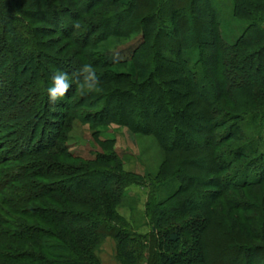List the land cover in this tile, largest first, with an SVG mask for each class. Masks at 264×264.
Returning <instances> with one entry per match:
<instances>
[{
	"label": "rangeland",
	"instance_id": "374dc122",
	"mask_svg": "<svg viewBox=\"0 0 264 264\" xmlns=\"http://www.w3.org/2000/svg\"><path fill=\"white\" fill-rule=\"evenodd\" d=\"M79 1L85 4L87 0ZM127 1L103 0V5L84 12L80 10L81 6L73 7L78 0H0V223L2 220L13 223L12 228L8 227L11 233L16 231L25 238L30 237L27 243L16 242V234L0 240V255H14L15 251L26 247L29 252L34 250L47 257L45 251L29 244L30 240L36 241L39 233L33 230L24 232L15 227H49L41 217L43 209H52L53 217L57 216L55 211L63 212L71 207L78 212H93V205L89 202L93 199L95 205L100 206V211L91 215L103 222L105 233L90 241H78L87 250L84 260L88 264H168L164 258L182 255L191 247L202 250V264H235V255H239L236 250L238 245L259 250L264 247V241L259 243L250 236L251 230L256 229L264 239V184L225 189L223 184L227 175L219 176L216 172L218 165L211 164L205 157L195 154L186 156L183 150L167 153L153 134L133 133L115 121L97 119L102 109H119L120 102L126 99L123 96L127 90L134 86H149L148 76L158 66L156 54L160 42L174 47L169 36H162L159 44L155 41L158 28L162 27L163 33H166L170 24L162 20L159 14L151 21V29L146 34L145 28L123 34L127 30V25L123 24L120 36L116 34L105 41H98L100 29L96 30V26H100L104 20H108L109 24L106 23L111 26L115 22L111 19L120 15L119 5ZM203 1L194 4L192 10L206 14L214 9L220 48L226 50L225 53L235 52L236 64L227 70L226 79L235 84H249L250 81L254 84L260 75L249 74L253 71L249 63L254 64V60L258 62V57L252 56L248 62H244L241 55H252L254 52L235 51L233 47L249 22L260 20L258 24L264 27V10H253L250 18L236 17L235 0H210V4L206 5ZM121 17L122 21L126 18L128 24L135 20L133 17L129 20L124 15ZM168 35L178 38L173 33ZM103 51L113 63L104 62L100 66L102 64L99 62L96 65V56ZM161 55L170 61H179L178 55L165 51ZM174 62L172 66L181 70L182 67L175 66ZM85 64L91 65L99 78L95 90L88 89L83 83L81 69ZM200 68L199 64H194L188 69L198 76L201 83L198 91L208 97L213 96L214 92L209 86L216 82L203 74ZM58 70L69 75L73 86L61 101L52 105L48 102L46 90ZM163 88L181 91L177 85ZM253 90L257 92L260 88L256 86ZM237 94L240 96L241 93ZM103 96L108 97L106 104H103ZM224 105L225 102L215 103L212 107L213 121L222 117L217 109L230 110ZM125 111L136 113L133 106H126ZM145 123L148 125L149 121ZM235 125L237 130L246 127V136L258 135L264 142V127L257 128L253 123L245 125L244 121ZM223 127L214 131L217 136L214 149L219 156L223 152L231 154L234 147L237 150L244 145L242 141H228L225 138L224 142L221 141L229 125ZM50 134L53 141L66 150L63 151L64 155H58L49 142L43 147L49 145L51 148L36 153L41 137ZM191 136L201 139L195 132ZM197 143L201 144V140ZM184 145L187 146V143ZM67 152L80 157L82 161H72ZM251 158L249 156L236 162L235 169L229 172L232 178L236 179L242 167L248 170L249 177L257 174L258 163ZM97 159L111 161L110 164L94 163ZM33 162L49 165L47 168H51L50 172L54 170L56 162L60 166L76 167L77 171L80 168L86 172L101 169L111 178L109 189H106L113 193L114 199L108 202L100 191L96 194H76L78 200L76 196L73 200L56 196L59 204L52 201L54 196L26 199V189L32 195L39 185L50 187L53 183L43 178L44 171L42 173L37 167L33 169ZM183 172L191 176L193 182L190 187L184 180ZM215 182L221 187L216 188ZM198 217L202 219H194ZM99 222L96 225L99 226ZM2 227L0 232L5 230ZM199 227H202L201 236L198 240L193 239L194 229ZM188 228H192V233ZM239 228L247 231L246 234L239 233ZM177 231H180L183 240L178 245H169L167 234Z\"/></svg>",
	"mask_w": 264,
	"mask_h": 264
},
{
	"label": "trees",
	"instance_id": "16d2710c",
	"mask_svg": "<svg viewBox=\"0 0 264 264\" xmlns=\"http://www.w3.org/2000/svg\"><path fill=\"white\" fill-rule=\"evenodd\" d=\"M161 1L162 4H160ZM102 2L103 0H87L85 4H83L84 1L80 3L78 0L73 7L78 8V6H81L80 10L85 12V10H89L95 6L103 5ZM160 2L159 0H128L126 3L119 5L120 13H118L120 15H116L111 19L115 20V22L112 23L114 27L108 25V20H104V23L100 26H96V30L100 29L98 32V41L100 42L105 41L112 35L117 34L116 36H120L123 33V31L120 32L123 24L127 25V30L123 34L134 33L139 29L143 30V28L147 30L145 32L146 34L151 29V21L153 22L155 15L157 16V14H159L162 20L169 21L170 24H168V30L166 33H163L164 29L162 27L158 28V36L155 41L159 44L162 36H169L170 43L174 45V47H171L169 43L160 42L161 45L159 44V51L156 54L159 59L158 66H156L155 70L148 76V81L150 82L148 87L138 86L135 88L134 86V88L127 90L123 96L124 98L126 97V99H123V103L121 99H119V102L121 101L118 106L120 107L119 109H116L115 111H109L108 107L107 110L102 109L100 117L97 119L100 121H115L116 124L126 126L133 133L153 134L157 138L161 148L167 153L172 151L179 153V150H183L185 151L186 156L188 154H195L196 156L201 155V157H205L211 162V164L218 165L216 172L220 174L219 176L227 175L224 180L225 183L223 184V188L225 189L248 188L250 186L264 184V142L262 137L258 135L253 137L251 135L246 136V127L239 128V130L235 129V123L237 122L238 125V122L242 121H244L245 125H251L253 123L257 128L264 127V110H262V106H264V27H261V24H258V22L261 21L257 20L256 22H249L245 27L244 33L236 41L233 47L235 51L247 50L254 52V54L251 53L252 55H241V57L244 62H248L252 56L253 58L258 57V62L257 60H254V64L251 62L249 63L253 67V71L249 74L253 76L254 74H257L260 75V77L255 80L257 82L254 84L251 81L249 84H235V82L233 83L226 79L227 70L229 71L236 64L235 52L225 53L227 51L221 50L220 48L219 34L218 31L215 30V28H217L215 24L217 23V14L215 13V10L208 11L206 14H204V12L198 13V10H192V6L195 7L194 4L198 5L199 0H160ZM203 3H205V5L206 3L210 4V0H204ZM260 9L264 10L263 1L252 3L251 0H235L236 17L243 16L250 18L252 17L251 12H253V10ZM122 15L129 17V20L131 17L135 20L128 24L126 18L123 21L121 20ZM66 24L67 23H64V25ZM172 33L176 34L178 38H171V35L168 34ZM157 44L154 46L157 47ZM255 44L258 45L255 48H252ZM216 49L217 51H215ZM163 51L169 54L178 55L179 61L174 62L163 57L161 55ZM95 61H97L96 65L100 62V64H102L100 66H103L104 62H108V64L113 63L111 60L109 61L108 55L105 51L96 56ZM165 61L166 63H164ZM173 62L177 67L180 65V67L187 69L181 68V70H178L172 66ZM194 64H199L203 74L216 82L215 85L209 86L214 92L213 96L211 95L208 97L207 94L198 91L201 88V83H199L197 79L198 76H195L188 69L190 65ZM173 85L179 86L181 91L174 89L165 90L163 88L165 86ZM256 86L260 88L257 92L253 90ZM185 89L186 91H184ZM154 92L158 93L156 95L152 94ZM237 92L241 93L240 96H236L238 95ZM168 93L171 97H168ZM107 96H103V99L105 100L103 104H106ZM190 97L196 99L191 100L189 99ZM112 98L113 97L110 99ZM222 102H225L224 107H228L230 110L225 111L223 109H217L219 113H222V117L213 121L212 107L215 103ZM126 106L130 108L133 106L136 113L130 114L129 112H126ZM181 106H184L185 109ZM190 111L192 113H190ZM235 111L236 113H234ZM148 121L151 125L145 123ZM224 123H227L225 127H223ZM227 125H229V127L226 130L225 135L221 138V141L223 140L224 142L225 138V140L228 141H242L244 145L237 150H235L234 147L231 154L223 152L219 156L216 149H214V140L217 138V136L214 135V131L217 130V128L223 127L224 129ZM194 132L201 139L192 137L191 134ZM200 140L201 144H198L197 141ZM48 142L51 144L50 146H53V149L56 150L58 155H64L63 151L66 150L53 141L51 134L46 136L43 135L41 137V140L38 143L39 149L36 153H41L42 151L51 148L49 145L43 147L45 146L44 144H47ZM219 142L220 141H218V144ZM184 143H187V146H185ZM67 156L71 158L72 161H82L80 157L73 156L68 152ZM249 156L252 157V160H255L254 163H258V167L256 166L257 174L253 177H249L248 170L245 167H242L239 169L237 177H235L236 179H234V177L232 178L231 170L235 169L236 162H238L239 159H245ZM112 159L113 158H111V160ZM111 160L108 159V161H105L97 159L94 163L99 162L100 164H110ZM31 164H33V169H36L35 167H37L42 173L44 171L42 174L43 178L45 180H50L53 183L50 187H41L39 185L37 189H34L35 193L32 195L30 192L28 194L26 192L28 189H26L24 193L25 197H27L26 199L32 200L33 198H49L54 196L52 201L59 204L55 200L56 196L67 198V200H73V197H75L76 194L79 195L85 192L96 194L99 191L103 193V198L108 200V202L114 199L113 193L108 190V183H111V178L108 177L109 174L107 172L101 169L87 171V173L81 168L79 169L80 171H77L76 167L65 165L63 163V165L60 166L58 165L60 163L56 162L54 163V170L50 172L51 168H47L49 165H45L41 162H33ZM44 165L46 166L45 169ZM79 176L81 177L79 178ZM183 177H185L184 180L190 187L193 182L191 176L187 174V172H183ZM216 180H218V176ZM215 184L216 188L221 187L218 182H215ZM75 199L78 200L77 196ZM1 202L2 200L0 199V206L2 204ZM89 202L93 205V212L89 211V213L78 212L71 207L70 210L66 209L67 211H55L57 216L53 217L51 215V208V210L43 209L41 217L44 218L45 223L49 225L47 228L39 226L25 227L23 225L15 227L20 231L23 230L24 232H30L33 230L34 232L39 233V237L35 239L36 241L30 240L29 244L33 245V247H37L38 250L45 251L47 257L41 252L36 253L34 250L29 252L27 251L28 248L26 249V247H23L19 250L24 251L25 253L18 250L19 252L15 251V253L11 251L14 255H0V264H38V261L39 264H88L84 260V257L86 258L85 255L87 254V250L85 247L80 246L81 244L78 241H90L105 233L103 229L104 227H102L103 222L97 221L95 216L91 215L99 213L100 206H96V201L93 199L92 201L89 200ZM96 218H98V216H96ZM194 219L198 221L202 218L198 217ZM96 222H99L100 225H96ZM1 223L5 230L0 232V234H3L0 236V240H5L9 235L12 236L13 234H16L14 235L16 237L14 239L16 242L23 241L27 243V240L30 237L25 238L24 235L18 234L16 231L11 233V230L8 229V227L12 228L14 226L13 223L10 224L8 221L4 220H2ZM1 223L0 227H2ZM197 229H194L195 235L193 236V239L198 240L201 236L202 227ZM188 230L189 233H192V228H188ZM238 232L246 234L247 231L244 232L239 228ZM251 233L250 236L254 241L259 243L264 241L261 232L252 229ZM166 238L169 245H178V243L183 240L180 231L170 232L167 234ZM247 241L248 240L245 242ZM236 250L239 255H235V264H264V247L259 250L252 246L238 245ZM2 254H4V252H2ZM164 259L168 264H176L179 262L183 264H202L204 262V255L200 247H195V249L191 247L188 248L187 251H184L182 255H175V257Z\"/></svg>",
	"mask_w": 264,
	"mask_h": 264
},
{
	"label": "clouds",
	"instance_id": "9594fccd",
	"mask_svg": "<svg viewBox=\"0 0 264 264\" xmlns=\"http://www.w3.org/2000/svg\"><path fill=\"white\" fill-rule=\"evenodd\" d=\"M81 72L83 74V83L90 90H95L98 85V76L95 69L88 64L83 65ZM73 86V81L69 75L64 71H56L51 79V84L47 88L48 102L55 105L61 101Z\"/></svg>",
	"mask_w": 264,
	"mask_h": 264
}]
</instances>
